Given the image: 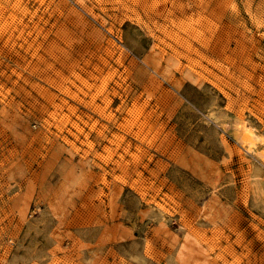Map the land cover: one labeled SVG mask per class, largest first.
Instances as JSON below:
<instances>
[{"label":"rangeland","instance_id":"rangeland-1","mask_svg":"<svg viewBox=\"0 0 264 264\" xmlns=\"http://www.w3.org/2000/svg\"><path fill=\"white\" fill-rule=\"evenodd\" d=\"M263 150L264 0H0V264H264Z\"/></svg>","mask_w":264,"mask_h":264},{"label":"bare ground","instance_id":"bare-ground-1","mask_svg":"<svg viewBox=\"0 0 264 264\" xmlns=\"http://www.w3.org/2000/svg\"><path fill=\"white\" fill-rule=\"evenodd\" d=\"M241 136H242L241 144L244 147V149H246V151L248 152H254V147H255L254 139L256 138L255 135L253 136L249 128L247 129V127L243 126V133ZM253 137L255 138L253 139ZM259 157L262 159L264 163V150L259 152Z\"/></svg>","mask_w":264,"mask_h":264}]
</instances>
